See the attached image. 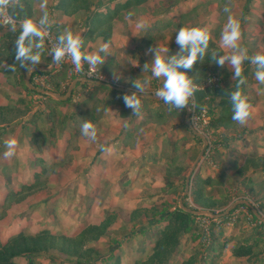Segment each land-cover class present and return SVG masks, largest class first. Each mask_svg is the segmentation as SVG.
Here are the masks:
<instances>
[{"label": "crops", "instance_id": "0c3cea01", "mask_svg": "<svg viewBox=\"0 0 264 264\" xmlns=\"http://www.w3.org/2000/svg\"><path fill=\"white\" fill-rule=\"evenodd\" d=\"M154 1L156 2L158 0ZM203 1L205 0H182L167 13H162L163 15H160V17L175 19L180 12L186 11L195 4ZM231 2H233L231 10H234L231 16L239 22L241 21L240 29L242 35L241 39L238 41L240 44L237 48H241L239 50L242 51H247L253 57V54L261 51V47L264 48V0H231ZM216 9L217 5L211 4L207 14L199 17L197 25H190L188 23L187 27L205 28L209 31L210 36H212V30L218 24ZM237 10L240 12L238 17L234 16ZM45 12L48 13V17L55 26L58 38L66 31H71L74 35L78 34L83 38L84 43L82 51L85 53H96L101 44L108 43V54L103 52L99 53L102 57H105L104 63L98 64L96 67L109 80L115 82L114 87L124 89L126 92H118L111 88L92 83L79 82L74 85L69 97L71 105H68L66 108L60 105L55 106L46 100H42L38 91L32 84L31 76L33 72H40L38 69L50 68L52 66V60L43 40L32 38L33 54L39 52L41 54V61L38 64L32 65L34 69L32 72H26L22 68V80L19 79L20 73L7 78L0 73V103L19 105L22 100H26L29 102V107H32L27 114L28 117H31V113L34 111L41 112V115L45 114L48 110V105H52L51 108L55 111L57 109L60 110L59 113L62 112L61 114L63 117L75 109L78 111L81 109L83 112L81 111L78 117L75 127L76 133H74L73 136L70 135V133H66L65 141L56 135L55 146L60 143L63 144V152L67 146L68 140L71 139L74 147L73 151L69 152V154L72 155V159L76 160L77 158H81L82 161H90V169L93 166H97V171L99 173L103 170L106 173L109 171V176L112 178L116 177L115 183L120 191L131 190L136 195L141 194L143 190L142 187L150 185L148 184V179L151 177L154 180L162 178L163 169H167L169 161L173 157L176 158L179 154H184L186 165L179 177L175 175L173 177L175 180L178 179V181H176L177 186L185 185V179L194 165L191 159L194 144L196 141L199 143L201 141L187 128L185 116L183 120L179 119L182 110L180 111L172 108L169 105L167 113L157 118V112L162 111V109L166 110L165 105L168 104L156 99L155 90L159 87L161 80H157V78L152 77L151 74V65L156 54L152 50L158 48L160 50V55L163 56L165 53L163 49L167 48L168 50L172 44L176 43L172 35L169 34L168 38H164L162 41L156 40L149 45L143 42L144 37L154 22L150 10L145 15L129 20L125 34L114 31L108 42H103L100 39L91 40L88 38L89 13L86 14L80 11L70 16L61 15L57 11V0H37L32 2L33 21L39 22ZM141 21L145 22L147 25L144 29L136 27ZM16 31L10 32V35L7 33L0 38V56H2L0 70L13 59L14 51L11 49V45L15 44L17 37L20 35V32L17 33ZM154 32L156 33L155 28L153 29V33ZM221 39L222 37L215 42L223 49L224 47L221 45ZM211 40L213 41V39ZM36 43H42L43 47L40 49L35 48L34 45ZM148 46H152L150 50L147 49ZM145 63L149 65L148 71H143V65ZM252 71L255 70L253 69ZM52 75L53 82L50 92L55 93L53 91L55 88L57 90L56 94L60 96H64L73 81L77 79L69 77L65 71H61L60 73L52 72ZM28 77L29 79L27 81ZM137 79L140 81H150V83L145 85L146 89L144 93L138 92V90L133 87V83H135ZM14 81L18 82V84H15ZM229 82V84L226 83L219 89L208 92V99L211 103L209 105L210 107L216 105L221 98H229L230 93L236 91L238 86L244 97H247L245 95L248 93H246V90L251 88L253 84L258 89L262 87L256 80L255 75L251 73H247L246 80L243 84H239L238 78H232ZM95 86H99L100 88L96 89ZM90 92L92 93L89 96L88 93ZM134 92L140 96L142 102L139 114H134L132 108L126 107L122 98V94L131 95ZM255 101V103L248 101L252 105L251 116L245 125L239 124L238 131L233 132L229 130L217 132V134H220V138L217 144L213 143L215 152L212 155L211 164L209 162H203L198 167V174L201 178L208 177L214 180L211 183L214 193L222 192L220 188L223 189L224 192L226 184H229L226 187L229 190H235V187L240 188L241 178L235 175L234 168L237 163H242L244 161L246 155L256 153L264 157V98L257 97ZM203 103H205V101H203ZM90 110H92V114ZM85 111L88 113V118L86 119L83 118ZM184 113L186 114L185 108L183 109V114ZM26 117L23 118L24 122L28 120ZM85 120L90 121L96 127L97 132L95 141H90L79 131ZM12 124L13 125L8 128H2L0 132L15 125V123ZM26 128L27 127H25L24 130ZM17 129H15L14 133L10 136L0 137L2 143H4V140L13 137ZM40 130L42 129H39V131ZM20 135L21 134H19L16 139L18 142L17 146H21V141H19ZM24 135L28 137L26 132ZM86 144H88V146L85 147ZM45 145H43V147ZM172 145H174L173 148H171ZM30 149L31 147L28 143H26V147L22 148L25 155H29ZM47 154L53 157L56 155V151ZM64 155L65 153L63 152L62 159ZM42 157L45 160L43 154ZM62 159H60V161ZM100 162L104 163L102 164ZM262 170L261 168L256 169V171L249 170L244 174L243 178L251 177L255 181L261 180L264 177V171ZM118 181H120V183H118ZM208 187L209 186L206 187V190L209 189ZM139 207L143 206L137 203L133 208ZM218 237H223V234ZM229 237L223 238L221 244H224ZM227 244L225 243V246ZM233 245H231L230 251H228V257L226 256V258H228L227 262L222 264H237L238 261H240L239 259L231 257L230 252ZM223 256L224 250H222L219 259L221 258L223 260ZM261 264H264V262H261Z\"/></svg>", "mask_w": 264, "mask_h": 264}, {"label": "trees", "instance_id": "16d2710c", "mask_svg": "<svg viewBox=\"0 0 264 264\" xmlns=\"http://www.w3.org/2000/svg\"><path fill=\"white\" fill-rule=\"evenodd\" d=\"M34 1L37 0H18V2L17 0H12L9 5V13L12 18L18 23H21L24 19L32 20V2ZM181 1L182 0H158L156 2L154 0H57V11L61 15L68 16L74 15L80 11L86 14L89 13L88 38L91 40L100 39L103 42H108L114 31L125 34L129 20L145 15L150 10L154 22L144 37L145 39L149 36L144 42L147 45L155 39L157 34L163 37L165 35H163V32H166L171 34L172 38L175 39L180 28L187 27L188 23L190 25H197L199 17L207 14L211 4L217 5V20H222L226 14L225 8H228V4L231 2V0H205L195 4L186 11L180 12L175 19L160 17V15H163L162 13H167ZM20 5H23V7L21 8ZM220 27L222 28L218 22L217 26L212 30V36H210L203 59H198L193 68L187 72V75L193 81H197L201 77V73H207L206 75L212 73L219 76L221 69L223 71V68L216 62L223 54L222 48L215 42L220 38ZM154 28L156 30V33L154 32L155 34L153 33ZM20 31L21 30H18L16 32L18 33ZM10 34L11 33H9V35ZM211 39H213V41ZM159 40L162 41V38L159 37ZM16 48V43L11 45V49L14 51L13 59L0 70V73L6 78L9 76L13 77L20 73L19 79L22 80V68L15 59ZM187 54L188 50L182 52L181 46L175 43L164 53L163 57L165 60H168L173 56ZM1 60L2 56H0V62ZM9 66H13L15 71H10ZM181 71H183V69H181ZM51 73L52 72H33L32 75ZM159 79L161 80L160 87H162L164 78L161 77ZM199 80L197 83L202 81ZM14 82L18 84V82ZM95 88L99 89L100 87L95 86ZM53 91L55 93L57 92L55 88ZM92 92L88 93V95L90 96ZM124 95L125 94H122V96ZM42 98L55 106L65 104V102L56 101L47 95H42ZM69 100L70 98L67 102ZM52 105L47 106L48 110L45 114L50 119H55L57 114H55L54 112L56 111L51 108ZM31 108L32 107H29V102L26 100H22L19 105L0 103V130L8 124L15 123L13 127L0 132V137L3 138L12 135L19 126H22V128L31 127V131L28 135V144L31 147L28 159L30 163L29 167L32 171V177L28 182L21 183L18 188L15 189L9 186L6 187L8 191L0 200L1 209L8 206L11 202L15 204L22 203L27 198L40 194L46 190L48 187L47 177L54 173V167L56 165H61L64 161L61 160L54 164H48L46 160L43 159L41 153L43 145L46 143V145L55 146V124L51 123V126L48 127V136L44 140L37 126L35 125V127H32L35 119L41 115V112L34 111L31 113L32 116L30 119L25 122L23 121V118L27 116ZM81 111V109L80 111L75 109L66 116V122L70 125H74V128L68 130L72 136L76 133L75 127ZM209 112L212 115L209 130L212 131V135H216L214 144H217L220 138V134H217L218 131H238V123L232 120L233 105L230 97L221 98L216 105L209 108ZM90 113L92 114V110H90ZM156 115L157 118L160 117L161 112L158 111ZM83 118H88L87 111H85ZM70 145L71 139L68 140L67 146L64 149L66 155L70 152ZM212 152H215L214 148ZM184 158V154H179L176 158L173 157L169 161L167 168L169 169V167H172L175 170L174 175L176 177H179L184 170V166H181ZM37 168L38 170H36ZM258 168L264 171V157L256 153L246 155L244 161L242 163H237L234 168L235 175L241 178V184L249 190L255 191L256 196L264 194V177L261 180L255 181L251 177L243 178V176L249 170L256 171ZM213 181L212 178H201L199 174H195L192 177L189 191L192 201L195 204L204 206L206 209H212L217 206L215 205L216 199L209 194L210 190H206V187L210 186ZM183 199L185 200L186 198L184 197ZM184 200L182 202H184ZM260 205V207L264 209V198ZM240 206L246 207L240 204L235 208ZM247 210L250 211L248 207ZM150 212L138 209L134 210L128 218L126 217V219L121 222L126 223V225H121L122 231L125 232L122 240L114 241L116 246H109L106 253L96 249L95 244L100 243L101 239L106 237L105 235L108 230L115 224L119 215L116 209L107 210L104 217L98 223H86L80 230L68 235L61 232H52L49 229H41L33 233H27L25 230L21 229L3 240L0 238V264H34L33 260L39 259L42 256H46V259L53 261L52 258L54 255H63V260L69 264H172L171 258L180 245L182 235L191 232L194 228L193 223L195 215L175 206L173 209L166 210V212H159L160 216L158 218L148 220V218L158 215H150ZM229 214L218 217L217 219L220 220L218 223H224L223 221H225ZM3 216L4 212L0 210V220H2ZM216 225L217 224H213L210 227L213 239L207 249L201 252V254L199 251H194L179 264H207L206 262L215 261L217 257L221 255L225 243L227 244L231 239L229 237L224 244H219V247L214 246L218 235L215 233ZM263 226L264 223H261L258 228L259 230H256L252 235L250 234L246 238L238 239L231 248V257L243 260L248 264L263 263L264 233L261 231ZM137 235L146 236L147 239L139 245L141 248L129 252L125 257V262H122L123 246L130 244L131 240L137 237Z\"/></svg>", "mask_w": 264, "mask_h": 264}, {"label": "rangeland", "instance_id": "374dc122", "mask_svg": "<svg viewBox=\"0 0 264 264\" xmlns=\"http://www.w3.org/2000/svg\"><path fill=\"white\" fill-rule=\"evenodd\" d=\"M232 3L233 2H230L228 4L229 11H226L224 18L217 21L220 23V26H223V29L228 21L229 15L234 12V10H231L233 5ZM238 10L234 13V16L238 17L240 13ZM223 29L221 28L220 37H222ZM163 35L164 36L162 37L157 34L152 42L159 40V37L164 40L163 38H168L169 36V34L166 32H163ZM148 38L149 36L143 39V42H145ZM152 42H149L148 45ZM237 44L239 46L240 42H237ZM151 47L152 46H148L147 49L150 50ZM223 47L224 48L222 49V55L246 54L249 57V59L243 61L242 65L243 76L245 80L247 73L255 75L254 72H256L257 66L251 62L252 55H250L247 51L239 50L241 48L233 49L231 47H225L224 45ZM262 52H264L263 47H261V51L256 54H262ZM256 54H253V56H255ZM221 67L223 68V71L221 69V73L219 76L222 80L223 86L226 83L229 84V80H232V78L235 77L234 68L229 61L226 60L224 65ZM253 69L255 71H252ZM50 72H52V70ZM206 74L201 73V77L199 79L202 81L197 83V81L199 80L198 79L197 81H193L195 82L194 84L198 86L202 84L208 76ZM48 75H50L53 82L52 73ZM260 84L262 87H260L259 89L253 84L251 88H248L246 90V93L248 92L247 94H245L248 97L246 98L248 99V101H251V103H255L257 97H260L262 99L264 98V84ZM160 85L161 84L159 83V88H161ZM207 100L208 101H206V99H203V101H206L204 104L210 105L211 103L209 102V99ZM68 105H71L70 100L68 102L65 101V104L60 106H64L66 108ZM165 106L166 110L169 109V105ZM164 110L165 109H162V111H160L161 115H164V113H166V110ZM59 112L60 110L58 109L56 110V112H54L55 114H57V117L55 119H50L46 114H42L40 117L35 119L32 127H35L36 125L38 129H42L39 132L42 134L41 136L44 137V140L47 137V129L49 126H51V123L55 124L54 136L57 135V137H60V139H63L64 141L66 140L65 134L69 133L68 130L74 128V125H70L66 122L65 119L67 115H64L63 117V115L61 114L62 112ZM184 116L185 113L183 114V111H181L179 119L183 120ZM26 118L29 119L31 117L27 116ZM11 124L6 125L5 127L7 128ZM30 131L31 128L29 126L25 130L24 128H22V126H20L13 137H10L11 139H17L18 135L21 134L19 139V141H21V146L16 147L15 155L9 159H5L4 157V153L7 151L5 145L6 140H4V143H2V139H0V200L7 193V186L13 189L18 188L21 183L28 182L32 177V171L29 167L30 163L28 155H25L22 150L23 147H26V143H28V137L24 134L26 132V135H29ZM79 131H81V129H79ZM209 131L212 135V131ZM212 138L213 140H215L216 135L213 134ZM86 146H88V144H86L85 147ZM73 147L74 145L71 140L69 150L70 152L73 151ZM173 147L174 145L171 146V148ZM201 148V142L199 143L198 141H196L191 154V159L194 162V165L188 175L190 178L186 194L185 185H176V181H178V179L175 180V178L173 177L175 170L172 167H169V169H163V177L159 180H154L152 179V177L149 178L148 184L150 185L143 186L142 193L136 195L131 190L120 191L119 188H117V184L115 183L116 177L112 178L111 176H109V171L108 173H106L103 170L101 173H99L97 171V166H93L90 169V161H82L81 158L73 160L71 157L72 155H70L69 152L68 155L65 154L64 158L62 159L64 152H62L63 144L60 143L59 145H56L55 148L54 145L52 147L50 145H45L42 148L41 153L43 154L46 162L48 164H54L62 159L64 160L63 164L56 165L54 167V173L50 174L47 177L48 187L46 190L41 192V194L34 195L21 204H15L11 202L8 204V206L3 207V209L0 208L1 212H4V216L2 220H0V238L3 240L21 229L25 230L27 233L37 232L41 229H49L52 232H61L68 235L80 230L81 227H83L86 223H98L104 217V214L107 210L116 209L119 215L115 224L108 230L107 234L105 235L106 237L102 238L100 243L95 244L96 249L106 253L109 246H116L114 241L122 240L125 232L122 231L121 225H126V223L121 222L124 221L126 217L128 218L134 210L142 209L147 210V212H150L151 210L150 215L154 216L155 214H158L154 217L148 218V220L158 218L160 216L159 212H166V210L168 211V209H173L175 206H178L180 208H182L181 206H183L196 212H206V215L195 214L193 223L194 228L191 232L182 235L180 245L177 248L174 256L171 258L172 264H179L194 251H199V253L201 254V252L207 249V247L210 245L213 239V235L210 232V227L208 232H205L207 231V225L202 224V221L205 220L206 216H208L209 218H213L214 214L218 215L219 213L226 211L235 202L244 201L250 203L251 201L253 202L254 206L258 207V211H256L254 208L253 209L260 216L261 220H258L251 210L249 211L244 208L242 209L245 211L240 212L235 221L229 219L232 218V212L234 210L236 211L241 207L240 206L230 211V214L228 213L229 216H227L225 221H223L224 223H219V225H216L215 233L218 234L216 237V240L218 241H216V244L214 246L219 247V244H221L223 238H227L229 236L231 241H229L228 244L224 247L225 249L223 260L221 258L219 259L220 256H218L215 261L212 260L211 262L208 261L206 263H226L228 259L226 258V256L228 257V251H230L231 245L235 244L238 239L246 238L250 234L252 235L256 230H259V223L260 221H262V217H264V209L260 207V204L264 198V194L256 196L255 191L249 190L247 187L243 186L241 182V186H239L240 188L235 187V190H229L228 188H226L229 184H226V186L224 187L225 191L223 192V189L220 188V190L222 191L220 193H214L212 191V185H210L208 187V190H210L209 194L216 199L215 205L217 206L212 209H206L204 206L195 204L192 201L189 190L192 177L195 174H198V167L203 162H206L202 161V155L200 160L196 163ZM54 151H56V155H54L53 157H51L50 154H47ZM212 155L213 152L210 153L211 158ZM100 163L103 164L104 162ZM185 163V161L181 163V166H184V168L186 165ZM36 170H38V168ZM118 183H120V181H118ZM184 197L186 198L185 200L183 199ZM245 198H248V200L250 201L245 200ZM183 200L184 202H182ZM137 203H140L143 207L133 208ZM213 219H215L216 222L220 221L216 217ZM251 219L253 220L254 225L250 224ZM210 222V226L216 223L213 222L212 219ZM130 226L133 227L132 225ZM261 231L264 233V226L261 228ZM221 234H223V237H218ZM146 239V236L144 237L141 235H137V237L131 240L130 244L123 246L122 262H125V257L129 252L141 248L139 247V245H141L142 242H144V240ZM200 254L199 257L201 258ZM63 259V255H54L52 258L53 261L46 259V256H42L39 259H34L33 262L34 264H69ZM237 264L248 263L240 260Z\"/></svg>", "mask_w": 264, "mask_h": 264}, {"label": "clouds", "instance_id": "9594fccd", "mask_svg": "<svg viewBox=\"0 0 264 264\" xmlns=\"http://www.w3.org/2000/svg\"><path fill=\"white\" fill-rule=\"evenodd\" d=\"M12 0H0V14L7 11ZM18 2V0H17ZM22 8L23 5H20ZM225 11H229L226 7ZM48 13L45 12L39 22H35L31 19H24L19 25L21 31L20 35L16 39V61L19 62L21 68L26 72L34 71L32 65L38 64L41 61V54L39 52L33 54V40L37 38L42 40L44 32L41 31V26L47 22ZM146 23L141 21L136 27L144 29ZM13 25L11 30H15ZM240 22L233 18L231 15L228 17V21L222 31V44L225 47H231L236 49L238 47L237 42L241 39ZM176 43L181 46V51L188 50L187 55L173 56L168 60H165L160 55V50L153 49L156 54L153 58L151 65L152 77L157 79L163 77L164 83L161 88L156 92V96L164 101L165 104L170 105L172 108L183 110L187 107L191 111L190 102L192 106H195L194 93L199 90L198 85L193 83V80L187 75L194 64L203 59L205 50L208 47L210 39V33L205 28L198 27H182L176 34ZM60 45L51 50L54 63H60L64 60L66 54L71 57L72 63L75 65L77 72L82 71V65L84 62L88 63L90 67L95 68L98 64H103L105 57H102L99 53L103 52L108 54L109 44L103 43L96 53H85L82 51L84 43L83 38L80 35H74L71 31H66L59 36ZM35 48L40 49L43 47L42 43H36ZM167 51V48L163 49ZM249 59L246 54H232L222 55L216 61L217 64L223 66L225 61H229L234 68V77L238 78L239 84L245 82L243 76V61ZM251 62L257 66L255 72V78L258 82L264 84V54H256L251 57ZM10 71H15L13 66H9ZM183 69V71H181ZM149 65L145 63L143 65V71H148ZM150 83L149 80L140 81L135 80L133 87L140 93L145 92V85ZM126 107H130L134 114H139L142 107L140 96L135 92L131 95L125 94L123 97ZM230 100L233 105L232 120L245 125L251 116L252 105L247 101L239 90V86L236 91L230 93ZM171 110V109H170ZM82 135L87 137L90 141L96 140V127L93 123L85 120L81 126ZM17 140L15 138L5 141L7 151L4 153L5 159H9L15 155V149L17 147Z\"/></svg>", "mask_w": 264, "mask_h": 264}, {"label": "built area", "instance_id": "2783aa9c", "mask_svg": "<svg viewBox=\"0 0 264 264\" xmlns=\"http://www.w3.org/2000/svg\"><path fill=\"white\" fill-rule=\"evenodd\" d=\"M21 24L20 22L18 23L15 19L12 18V16L9 13V7L7 9V11H5L3 14H0V32L3 30H6L8 28L13 27V25L17 26ZM41 31L44 32V37H43V42L46 45L49 54L51 53V50L61 46L60 45V41L57 35V31L56 28L54 26V24L51 22L50 18H47V22L41 26ZM51 58H52V72L53 73H58L61 71H65L67 73V75L69 77H73V78H85L87 80L90 81H94V82H101V83H105L108 84L110 86H115V82L112 80H109L96 66L95 68H92L89 66L88 63L84 62L82 65V71L77 72L75 70V65L72 63L71 57L69 55L66 54L64 60L60 63H54L53 62V57L50 54ZM31 81L33 86L35 87V89L37 91H39V96L42 100H44V98H42V95L40 92H44V91H51V77L48 74H33L31 76ZM222 86V80L220 78V76L216 75V74H208L207 78L205 79V81L200 84L199 90L197 92L194 93V97H195V106L193 107L191 102H190V107H191V111L190 115H189V120H190V124L192 129L199 134L200 136L203 137L204 141L206 142V147L203 151V158L202 161H206L210 163V153L212 152L213 149V143L214 140L212 138V135L209 131V124L210 121L212 119V115L209 112V105L204 104L203 103V99H207L209 98V96L207 95L208 92H211L213 90L219 89ZM159 89V87L155 90V96H156V92ZM199 95V96H198ZM157 97V96H156ZM205 101V102H206ZM211 164V163H210ZM245 200H248V198H245ZM250 201V200H248ZM247 203V202H246ZM251 208H254L256 211H258V207L254 206L253 202L250 201V203H247ZM247 209V207H240L238 208L235 212H232L231 217L229 218L233 221H235L238 217V214L240 212H244ZM215 218V217H213ZM213 218H209L208 216H206L205 220L202 221V224L207 225V228L205 232H208L209 227L210 226V221L212 219L213 222H216L215 219ZM262 221H264V217H262ZM262 221H260L259 225L261 223H263ZM215 224H219L218 222H216ZM250 224H253V220H250Z\"/></svg>", "mask_w": 264, "mask_h": 264}, {"label": "water", "instance_id": "95a60500", "mask_svg": "<svg viewBox=\"0 0 264 264\" xmlns=\"http://www.w3.org/2000/svg\"><path fill=\"white\" fill-rule=\"evenodd\" d=\"M19 25H20V24H19ZM19 25H17V26L15 27V30H14V31L20 29ZM11 29H12V27H11V28H8V29H6V30L1 31V32H0V38L3 37L4 35H6L7 33L13 32V30H11ZM45 47H46V46H45ZM50 57H51V56H50ZM51 60H52V58H51ZM38 70H39L40 72H50V71L52 70V66H51L50 68H48V69H38ZM28 79H29V77L27 78V81H28ZM79 82L92 83V84H95V85H99V86H103V87L111 88V89H113V90H115V91H118V92H126V90H124V89L117 88V87H114V86H110V85L105 84V83L94 82V81L87 80V79H85V78H77V79H75V80L73 81V83H72L71 86L68 88V90H67V92H66V94H65L64 96H60V95H58V94H56V93H53V92H50V91H47V92L44 91V92H40V93L43 94V95L50 96V97H52L53 99H55V100H57V101H66V100L70 97V94H71V91H72L74 85H75L76 83H79ZM38 93H39V91H38ZM156 99H157V100H160V101L162 100V99H160L159 97H156ZM185 112H186V114H185V124H186L187 128L192 132V134H193L196 138H198V139L202 142V148H201V150H200V152H199V155H198V157H197V160H196V163H197V162L200 160V158L202 157V155H203V151H204V149H205V147H206V142L204 141V139H203L199 134H197V133L192 129L191 124H190V120H189L190 112H189V109H188L187 107H185ZM12 125H13V124L9 125L8 127H10V126H12ZM8 127H7V128H8ZM189 178H190V177L187 176V178L185 179V194L187 193L188 184H189ZM240 204H242V205L248 207V208L252 211V213L254 214V216H255L258 220H261V218H260V216L257 214V212H256L253 208H251V207H250L246 202H244V201L235 202V203H234L229 209H227L226 211L222 212L221 214L213 215V217L218 218V217H221V216H225V215H227L230 211H232L236 206H238V205H240ZM181 207H182L183 210H185V211L188 212V213H191L192 215H195V214H197V215H206V214H207L206 212H196V211H192V210H190V209H188V208H185V207H183V206H181ZM262 222L264 223V221H262Z\"/></svg>", "mask_w": 264, "mask_h": 264}]
</instances>
